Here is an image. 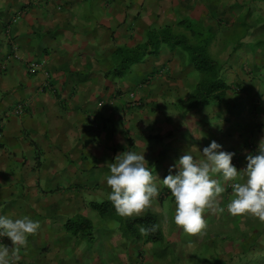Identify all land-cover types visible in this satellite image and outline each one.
I'll return each mask as SVG.
<instances>
[{
	"label": "crops",
	"instance_id": "obj_1",
	"mask_svg": "<svg viewBox=\"0 0 264 264\" xmlns=\"http://www.w3.org/2000/svg\"><path fill=\"white\" fill-rule=\"evenodd\" d=\"M184 19L217 34L220 102L188 105L179 48L112 75L117 47ZM114 193L164 241L102 237L89 204ZM78 215L90 245L63 229ZM102 238L125 249L104 264H264V0H0V264H89Z\"/></svg>",
	"mask_w": 264,
	"mask_h": 264
},
{
	"label": "trees",
	"instance_id": "obj_2",
	"mask_svg": "<svg viewBox=\"0 0 264 264\" xmlns=\"http://www.w3.org/2000/svg\"><path fill=\"white\" fill-rule=\"evenodd\" d=\"M19 14H22L21 10L16 16ZM188 21L191 20H181L177 26L189 31V36L192 37V42L195 44L188 43L189 39H185V35L184 37L177 36L178 34L174 32L173 27L165 26L157 32L148 33L145 41L134 47H117L113 52L116 68L112 75L117 78L123 77L131 71L134 65L142 62L144 57L156 54L162 46L168 45L170 50L182 47L181 50L188 53L190 64L199 73L198 83L192 92L188 105L201 107L210 102H220L228 89L220 79L222 64L210 57L208 53L209 41H204L202 38L205 43L203 42L201 45L202 33L200 32L202 30L200 32L194 31ZM199 24L201 23L194 22L193 25ZM193 39L195 40L193 41ZM128 204L129 202L124 196L114 193L102 202L90 203L89 207L102 219H111L116 222L121 237L126 243H162L164 239L156 216L151 212H146L140 216L128 217L126 216ZM94 228L91 220L81 215L66 220L63 226L67 233L87 245L93 242Z\"/></svg>",
	"mask_w": 264,
	"mask_h": 264
},
{
	"label": "rangeland",
	"instance_id": "obj_3",
	"mask_svg": "<svg viewBox=\"0 0 264 264\" xmlns=\"http://www.w3.org/2000/svg\"><path fill=\"white\" fill-rule=\"evenodd\" d=\"M22 18V14H19L17 16V20H16V23L18 20H20ZM190 23V27L194 30V31H198L200 32V30H202L200 33H202V37L200 38L201 39V45H203V42L204 41H209L211 42L213 37H215L217 34L215 32H213L210 28H209V31L211 32H206L203 27L201 26L202 22H199L201 24L199 25H193L195 21L192 22L191 21H188ZM189 25V24H188ZM188 29V28H187ZM207 31H208V28H207ZM178 34L177 36L180 35V37H184V35L186 37H184L185 39H189L188 43L190 44H195L194 42H192V37L189 36V31L186 32L184 30H182L181 32L179 33H176ZM220 35V34H219ZM238 37V35H232V38L231 39H234V37ZM204 41H203V39ZM195 39H193L194 41ZM205 43V42H204ZM164 47V49H170L168 45L166 46H162V48ZM182 48V47H181ZM181 48H179V50H181ZM160 48L158 50V52H160ZM262 50V49H261ZM247 51H251L250 50H247ZM237 52H240L242 53V50H237ZM9 53H10V50H9ZM185 56L188 55L187 52H184ZM6 57V56H5ZM10 57L14 58V54H10ZM15 59V58H14ZM13 61V60H12ZM133 68V67H132ZM120 69V67H119ZM26 70L28 71V66L26 65ZM38 73V72H37ZM198 76H199V73L197 72ZM133 101V100H132ZM99 221L101 222L102 221V237L103 236H108V231L111 232V229L113 227H116L118 226V224L116 222H113L111 219H107L106 218H101L99 217ZM113 223V224H112ZM98 226V225H97ZM95 226V227H97ZM106 227V228H105ZM95 229V228H94ZM207 242V241H206ZM43 243H41L42 245ZM128 244H131L130 242ZM90 246H86V250L88 249V251H85L83 255H81V258L85 261V262H88L89 264H104L106 260H109L111 262L112 261H116V259H119L120 258V254L125 251L124 248H115L114 246L110 249V246H109V243L106 239H103L100 241V243H98V246L94 249V251H90ZM110 250H111V257H110ZM95 253L96 255H98V258L95 257L93 258L91 255Z\"/></svg>",
	"mask_w": 264,
	"mask_h": 264
},
{
	"label": "clouds",
	"instance_id": "obj_4",
	"mask_svg": "<svg viewBox=\"0 0 264 264\" xmlns=\"http://www.w3.org/2000/svg\"><path fill=\"white\" fill-rule=\"evenodd\" d=\"M18 12H20V11H17L16 14H17ZM16 14H15V16H14L13 19H12V22H13V23H15L16 20H17V16H16ZM14 58L18 60V59H19V56L14 55ZM30 63H37V64H40V63H38V62H30ZM30 63L26 64V65L28 66V72H29V64H30ZM39 71H42L43 74H44V76H45L46 81H49V75H48V72H46V71H44V70L41 69V64H40V68H39L35 73H37V72H39ZM29 73H30V72H29ZM35 73H33V74H35ZM30 74H32V73H30ZM132 97H133V96H132ZM131 99H133V98H131ZM133 103H135V102H133ZM131 105H132V104H131ZM21 109H23V108L20 107V106H18V108H17L18 113L21 112ZM234 186H235L234 183H230V184H229V188H234ZM8 264H18V261H17L16 259L12 258V259H10V260L8 261Z\"/></svg>",
	"mask_w": 264,
	"mask_h": 264
},
{
	"label": "built area",
	"instance_id": "obj_5",
	"mask_svg": "<svg viewBox=\"0 0 264 264\" xmlns=\"http://www.w3.org/2000/svg\"><path fill=\"white\" fill-rule=\"evenodd\" d=\"M39 68H40V64H37V63L29 64V72L32 74L35 73Z\"/></svg>",
	"mask_w": 264,
	"mask_h": 264
}]
</instances>
